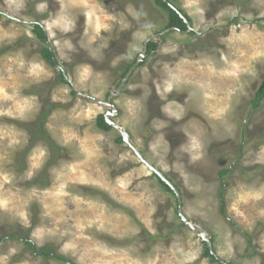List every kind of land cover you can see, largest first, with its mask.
<instances>
[{
    "label": "rangeland",
    "instance_id": "rangeland-1",
    "mask_svg": "<svg viewBox=\"0 0 264 264\" xmlns=\"http://www.w3.org/2000/svg\"><path fill=\"white\" fill-rule=\"evenodd\" d=\"M174 1L0 0V264H264V0Z\"/></svg>",
    "mask_w": 264,
    "mask_h": 264
},
{
    "label": "trees",
    "instance_id": "trees-1",
    "mask_svg": "<svg viewBox=\"0 0 264 264\" xmlns=\"http://www.w3.org/2000/svg\"><path fill=\"white\" fill-rule=\"evenodd\" d=\"M156 4L167 9L169 11V14H170V23L168 24V27H175L178 31H187L188 30V25L187 23L185 22V19L186 18L187 20L190 21V18L189 16L181 9L178 7V5L176 4V2L174 0H155ZM183 17H182V16ZM35 31L37 32L38 36L41 38V39H46V35H45V32L43 30V28L41 27L40 24H35ZM153 45L149 44V49H151ZM43 55H44V58L46 59H49L52 60V54H51V51L49 48H46L43 50ZM54 63V62H53ZM133 63H135V61L131 62L129 65H128V68L126 69V71L122 74V78L126 75V73L129 71V69L131 68V66L133 65ZM143 64V62L141 63ZM62 76V79H64L65 75L63 72H61L60 74ZM264 99V83L258 88L257 92H256V95H255V98L253 99V104L255 107H258L260 106L262 100ZM49 113H50V109H46L45 111L42 112V115L40 117V121H39V125L41 127V131H42V134L44 135V139H45V136L47 135L46 131H45V125H44V122H45V119L49 116ZM98 121V124L101 126V127H104L106 129L110 128L111 126L108 124V122L106 121L105 119V116L104 115H101L99 116V118L97 119ZM120 141H123V137H121L119 139ZM46 141L50 144V140L49 139H46ZM34 142V140H33ZM33 145V144H32ZM31 145V146H32ZM29 146V148L31 147ZM47 167V165H46ZM46 172L48 170V168L45 169ZM229 172V169H224L221 171V177H225L227 175V173ZM156 177H158L159 181L161 182V184L168 190L170 191L172 194L175 195L176 199H177V196L175 194V192L171 189V187L169 185H167L157 174H155ZM221 194L223 193V189L221 187ZM224 206V205H223ZM225 208L222 207V212H224ZM29 242V241H28ZM32 244V242H30ZM45 256H52V257H56L57 259L61 260V261H66V258L61 256V255H56V254H52V253H49V252H45L44 253ZM204 257H208L210 258L211 262L213 263H216V264H230V263H224L222 261H220L216 256L212 255L211 252H210V249L208 248L207 244H206V251L203 255Z\"/></svg>",
    "mask_w": 264,
    "mask_h": 264
},
{
    "label": "water",
    "instance_id": "water-1",
    "mask_svg": "<svg viewBox=\"0 0 264 264\" xmlns=\"http://www.w3.org/2000/svg\"><path fill=\"white\" fill-rule=\"evenodd\" d=\"M182 16V15H181ZM183 17V16H182ZM185 19V22L187 23L188 25V30L191 31L192 28L188 22V20L186 18ZM143 58H144V54H140L137 61L135 62V64L130 68L129 72L127 73L126 77L123 79V81L125 82L128 77L130 76V74L133 72V70L136 68V66L138 64H140L142 61H143ZM106 121L111 124V125H114L113 122L110 121L109 117L106 116ZM122 137H123V141H125L130 147H132L137 155L139 156V158L146 164L148 165V167L155 173L157 174L167 185H169L171 187V189L175 192L176 196H177V200H178V205H179V213H180V216L183 218L184 221H187V218L183 215V212H182V194H181V190L178 188L177 185H175L173 183V181H171V179L165 175L164 173H162L161 171H159L158 169H156L154 166H152L145 158L144 156L142 155V153H140L136 147L132 144L131 142V135L125 131H122ZM188 222V221H187ZM211 237H212V234L210 232H205V233H202V238L203 240L207 243L208 245V248L210 249V252L212 255L216 256V253L214 251V247H213V242L211 240ZM217 257V256H216ZM220 261L224 262L222 259H220L219 257H217Z\"/></svg>",
    "mask_w": 264,
    "mask_h": 264
},
{
    "label": "flooded vegetation",
    "instance_id": "flooded-vegetation-1",
    "mask_svg": "<svg viewBox=\"0 0 264 264\" xmlns=\"http://www.w3.org/2000/svg\"><path fill=\"white\" fill-rule=\"evenodd\" d=\"M141 64V63H140ZM130 70V69H129ZM129 72V71H128Z\"/></svg>",
    "mask_w": 264,
    "mask_h": 264
}]
</instances>
